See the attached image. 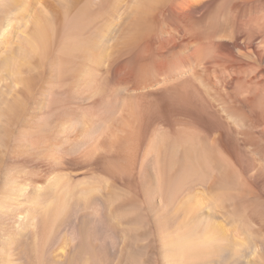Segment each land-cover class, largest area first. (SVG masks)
Masks as SVG:
<instances>
[{"label":"bare ground","instance_id":"6f19581e","mask_svg":"<svg viewBox=\"0 0 264 264\" xmlns=\"http://www.w3.org/2000/svg\"><path fill=\"white\" fill-rule=\"evenodd\" d=\"M51 20L58 24L60 57L50 118L35 121L32 133L26 124L30 132L16 136L14 113L27 105L15 103L13 84L31 82L33 58L41 71L52 46ZM17 34L22 53L15 66ZM79 117L100 122L74 139ZM50 119L58 123L53 128ZM112 122L115 129L105 128ZM146 142L156 154L162 195L179 185L185 193L186 231L168 241L173 262L264 264V0H0V226L24 213L10 209L7 198L25 197L20 182H41V164L52 172L90 166L99 170L97 181L128 183L135 189L131 199L144 198L147 217L135 214L143 231L139 226L122 238L144 246L171 219L152 215L157 187L147 150L140 158ZM40 192L34 189L27 202L42 203ZM51 212L33 214L42 218L31 232L34 257L27 264H45ZM88 214L98 217V211Z\"/></svg>","mask_w":264,"mask_h":264},{"label":"rangeland","instance_id":"374dc122","mask_svg":"<svg viewBox=\"0 0 264 264\" xmlns=\"http://www.w3.org/2000/svg\"><path fill=\"white\" fill-rule=\"evenodd\" d=\"M51 21L52 22H50V24L51 23L52 24L49 25V32L51 33L50 38L52 39V46L49 52L45 54L41 71L35 70L37 60L33 58L32 62L35 61L33 62L34 67L33 66L31 67L35 72H33V74H30L31 76L28 75L30 79H32L30 80L31 82L20 83L15 81L16 83L14 82L13 84L14 85L13 99L14 101L16 100L15 103L16 104L21 103L24 105L26 103L27 105L25 108L26 111L25 109L22 108L20 110L17 109L14 113L15 125L13 128L15 134L18 133L16 134V136L19 135L20 131L18 130L21 129L22 131V129H26L27 127H29L31 132L28 131V128L25 131L30 133L34 132L32 129L36 130L35 129L36 127H34L33 124L35 125L39 124V122L38 123L35 122V121H39V118H40V122H42V120L43 121L45 120L44 122H46L47 120H49L48 118H50V116L48 115V108H49L48 103L51 100V97L53 98L54 96V94H52V90L54 86H56V82H57L58 73L56 70L59 64L58 58L60 57V54L57 53L58 44L56 45V47L54 46L55 43L54 40L57 36L56 33L58 31V29L56 28H58V24L54 20ZM27 24L29 25L30 22ZM19 25H22V21L20 20H19ZM19 30H24V26L23 27L21 26ZM18 36H20V34H17L13 41V46H14L13 51L15 54L14 56H16L14 58L16 59L14 60V62L16 61L15 66L17 65V63L20 64L19 63L21 62L20 54L22 53V49L21 50L19 49L21 43L20 41L22 39L19 38ZM17 60L20 61L17 62ZM38 102L41 103L39 104ZM46 104L47 106L45 107L44 105ZM28 119L30 120V122H28L29 121ZM31 119H34L33 123ZM99 122L100 120L97 119L89 120V119H82V117L76 118L75 120H73V124L76 123V125L80 127V128L78 127L79 134L76 133L75 130L74 135H72V138L81 139V137L83 136V135L81 136V134L83 132H87V131L93 132L94 125L98 124ZM29 123H31V126ZM26 124H28L29 126H27ZM48 124H50L51 126L50 128H53L58 123L55 121L53 122V120L50 119ZM71 124H72V120L69 121V123L65 124V127H62L63 125H61L60 129L64 130L66 127L70 126ZM21 125L23 128L21 127ZM32 125L34 128H32ZM24 126L27 127L25 128ZM116 127L117 124H115V122H112L109 123L105 128H110V130H113ZM25 131H23V133ZM100 131L105 132V130L104 131L100 130ZM105 135L110 136V134H105ZM22 144L25 146L30 145L29 142L27 141L23 142ZM145 144L141 149L142 155L140 154L141 156L140 158L144 159L148 156L147 157L148 162H146L147 159L145 160V162L146 164L149 163L147 168L149 167L150 170L148 169V171H150V176L152 177V180H154L155 182V183L152 182L153 185L155 186V188L157 187L156 188L157 193H155L156 195L154 199L155 211L152 213V215L154 217L158 216L159 221L162 214L167 213L171 216L170 217L168 215V218L169 219L171 218L169 223L167 222L168 225L163 224L164 225L163 227L162 226L158 227L157 225L156 228L153 229L154 230L153 237L148 243L144 244V246L143 245L139 246V245H135L134 243L132 245V243H130L131 241L127 243L126 242L124 243L122 241L123 237L127 238L129 236L128 230L131 229L134 230L136 227L138 229L140 226L137 225V223L135 222V218H136L135 214L139 213L140 215H142L144 213L141 217H145V218L147 217V215L145 214L146 213L148 214V212H146L147 204L145 203L144 198L141 197L140 194L136 195L137 197L136 199L134 200L131 199V197L134 198V190H135L132 187V185L130 186L128 183H122V185L114 186L112 185V183H110V181H106L107 179H105L103 182H99L97 181L98 180L97 178L100 174L99 170L92 168L90 166H87V168L86 166L74 167V165L72 164H67L65 168L63 169L61 168L58 171L52 172L50 170L49 165L44 163L41 164L42 173L44 175V179L41 182L39 183L38 182L31 183L30 181L20 182V185L27 190L25 193V197L20 195V193H16L9 195V197L7 198L8 199L7 201L11 202L9 204L7 203L10 206V209L20 207L21 209L25 208L24 209L25 211L23 210L24 213L17 214L16 216L17 218L15 222L14 220H10V222L5 226L4 225L0 226L1 227L0 237H2L0 238V264H27L29 263V261H31V259H33L34 250L31 249L33 251H30L29 249L33 248V243L35 242V238L32 235L34 233L31 232H34L37 220H40L42 218L40 216V219H37L35 216H38L39 213L40 214L45 213V211L48 210H50V212L52 210L54 211L53 213L51 212L50 216L47 218L48 221H46V224L48 225L45 226L47 230V232H44V234H46V237L44 235L45 238L43 239L45 241L43 242V245L45 244L44 250H46L44 251L45 264H84L86 262L87 263L89 262L88 264H94V263L95 264H143V263L144 264H175L173 262L172 257H170L171 256L170 253L174 252V247L172 245H169L168 241L170 239V236H175V238L177 239L179 237L178 236L179 234L183 235V233H185L186 231V226L184 225L185 217L182 209L183 207L182 204L186 199L185 193L183 189H181L182 185L174 186V188H171L173 185H170L171 190L172 189L173 190L172 191L170 190L169 194L167 195L169 198L167 196L164 197L162 195L161 190L158 187L160 185L159 181L162 180V179L160 180V178L162 177L160 175L159 177L157 173H156L157 176L156 175L154 176L153 173V171L156 172L155 171L156 154L149 153L148 143L146 142ZM146 150H147V154L149 155L146 154ZM143 153L146 154L147 156L143 155ZM177 156L178 158H181L182 150L178 151ZM38 188L41 191L40 193L42 194L41 196L42 203L40 202L39 205L28 203L30 202V198H31L30 195L33 193L34 189H38ZM86 191L88 193L84 194V192ZM1 196L2 194H0V197ZM28 197H30L29 200ZM128 200L130 204L128 203ZM138 200H140L141 202L139 203ZM121 201H122V211H117L116 207L119 205ZM134 202L137 203L134 204L135 206H132L133 204L131 203ZM138 203L140 204L139 208H141V210H138L136 208L138 206L136 204ZM49 204L52 205L50 206ZM36 205L38 206L36 207ZM85 207L88 209H83ZM91 211H98V217L97 218L91 217L90 214H88ZM27 214H31V216L27 221L28 223H26L25 225L23 218ZM139 214L137 216H139ZM32 215L34 217H32ZM99 218H101L102 221L99 220ZM50 226H51V231H50ZM22 230L23 231L25 230L24 232H27L28 235L23 234ZM139 230L143 231V228L141 227ZM4 231L6 232L4 233ZM90 232L91 235H89ZM86 236H89L88 239H85ZM89 239L90 241H88ZM8 241H10V243H12L13 246L10 244L8 246L7 245ZM194 242L196 241L193 240V243ZM27 251H30L32 253ZM92 255L95 256L97 255L96 256L98 260V261L96 260L97 262H94L92 260L94 259ZM142 261L144 262L142 263Z\"/></svg>","mask_w":264,"mask_h":264}]
</instances>
